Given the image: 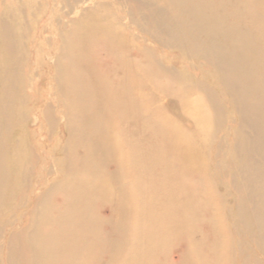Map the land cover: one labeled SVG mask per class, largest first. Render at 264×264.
<instances>
[{
	"label": "bare ground",
	"instance_id": "1",
	"mask_svg": "<svg viewBox=\"0 0 264 264\" xmlns=\"http://www.w3.org/2000/svg\"><path fill=\"white\" fill-rule=\"evenodd\" d=\"M148 1L132 20L155 31L150 42L128 34V2L114 35L62 34V132L51 129L54 104L36 92L34 40L1 32L9 56L0 60L2 262L172 264L179 241L176 264H264V0ZM172 49L181 54L171 61ZM232 202L250 209L260 240Z\"/></svg>",
	"mask_w": 264,
	"mask_h": 264
},
{
	"label": "rangeland",
	"instance_id": "2",
	"mask_svg": "<svg viewBox=\"0 0 264 264\" xmlns=\"http://www.w3.org/2000/svg\"><path fill=\"white\" fill-rule=\"evenodd\" d=\"M81 1L83 0H0V60L6 59L7 64H8L9 56L5 48H3L4 43L2 41V33H1L2 31L5 30V28H9V27L12 28V32H13L15 39L19 38L20 40L22 39V41L24 42L29 41V39H27L26 37H23L24 35H28L29 37H32V39L34 40V50H33L34 54L32 56L31 68L33 72L39 73V75H43L42 78L38 79L37 86H36V92L39 93L38 94L39 96H42L44 94L47 101H49L48 103L52 105L54 104V107L52 110L53 118L51 119V121L53 122V126L51 129L54 130L56 127L55 126L56 123H58L59 130H61V132L64 131L63 124L59 123L60 114L59 112H57L59 108L55 107L57 106L56 104L60 97L59 96L60 93L59 92L57 93L58 90L56 87L57 82L55 78V71H56L55 64H56L57 57L61 54V49L63 45L62 34L65 33V31L69 29L70 27H76L77 29L80 30L82 35H85L91 32L92 33L99 32L101 30L108 32V34H112V35L116 34L117 32H120L119 29L117 28L118 26L116 23H119L121 21L118 20L114 15L116 13H120L119 6L125 2H128L127 7L128 6L129 7H128L127 12L121 13L122 15H124V19H125L124 22L126 21L127 23L129 22L128 24L130 23L134 24L132 25L131 28H127L128 34H139L140 33V35H144L145 37H148V41L150 42L151 40H153L152 35L155 32V31L151 32V30L148 32L145 31V33L141 32L142 27H141L140 21L136 22L137 24L134 23L136 18L137 20L141 18V15L143 14L144 10L149 7L147 5L151 4L148 0H142L144 3L141 0H132V1L131 0H88L89 2H87L86 4L82 3ZM45 2L47 3L46 8L43 7V4ZM111 7L113 9H111ZM88 12L91 13V14L89 13L90 18L85 20L86 16L84 17L83 14L87 15ZM35 14H38V15L40 14V19L38 18V21L35 19V16H33ZM135 16H136V18H134L135 20H132V17H135ZM14 17H19L20 18L18 19L19 21H15ZM114 17L116 19H114ZM105 18L108 20H104ZM82 20L84 21L82 22ZM34 21H37L35 25L36 30H37V32L35 33V36L33 35V28L35 27ZM255 33L257 32L255 31ZM19 34L20 36L21 34L23 36L20 37ZM19 43H22V42H19ZM162 49L159 48V50L161 51ZM180 54L181 53L178 50L172 49L169 53V58H171V61H172L174 57H179ZM160 62H161V65L164 67L166 68L170 67V65L167 64L166 61L160 60ZM207 85L208 86L211 85V87H213L214 90L216 89V86H214L211 80L208 81ZM201 97L207 103L206 97L205 96H201ZM220 97H221V93L219 95V98ZM206 107L211 112L212 106L207 105ZM221 109L223 110V112L226 113L227 105L222 103ZM225 118L228 119V116H226ZM39 124H40L39 126L42 125L43 127L50 129V126L47 125L46 116L44 114H40ZM174 124L177 129L180 127L184 128V126H182L181 124L177 122ZM39 126L37 124L36 129H38ZM37 132L38 134H42L44 133V130L37 131ZM65 134L62 135L63 138H65ZM44 135L45 137L42 138V140L47 139L46 137L47 135L46 134ZM188 135L192 136V134L190 133ZM205 138L206 137L204 136L202 139H200L201 140L200 148H202L201 154H202L203 167L208 168L211 165V163L210 161H207L208 157L205 154V152H207L208 150V144ZM225 152L227 153V151ZM229 153L233 154L232 152H229ZM235 156H237L236 153H235ZM259 159H260L259 156H257V160ZM233 165L239 166V164H233ZM234 166H232L233 168H230L232 169L233 173L236 172V167ZM29 167L31 170L32 167L31 166ZM113 167H114V164L109 165V169L111 171L114 169ZM226 169L227 168L224 166L223 170H226ZM32 170L34 172V169ZM61 178H63L62 175L57 176L56 180H59ZM239 181L241 182L240 178L238 181H236L240 186L241 183H239ZM226 186H228L227 183L225 184V187ZM226 188L230 190L229 191L230 193H228L229 195L230 194L233 196L238 195V193L235 190L229 187H226ZM231 205L233 206L237 205V208L240 206L239 210L236 211V215H237L236 217L240 219L244 218L245 220L252 221L253 228H254L253 229L254 238L260 240V237H261L260 231L258 230L255 224V220L252 217V212L250 211V209L242 210L241 205L244 206L243 202L242 203L232 202ZM102 214L104 216H109L110 214L109 208H104L102 211ZM2 229L5 230L8 228L3 227V225H1L0 232L2 231ZM183 244L184 243H181L179 241L177 243L176 242L174 243L173 246L176 250L174 249L175 251L173 250L167 256L169 262H171L172 264H176V262L180 258L181 252L184 251ZM3 262L4 264H10L6 260H4Z\"/></svg>",
	"mask_w": 264,
	"mask_h": 264
}]
</instances>
